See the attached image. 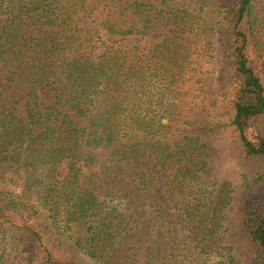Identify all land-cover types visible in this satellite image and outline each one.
<instances>
[{"label":"trees","instance_id":"1","mask_svg":"<svg viewBox=\"0 0 264 264\" xmlns=\"http://www.w3.org/2000/svg\"><path fill=\"white\" fill-rule=\"evenodd\" d=\"M208 2L0 0V264H264V0Z\"/></svg>","mask_w":264,"mask_h":264},{"label":"rangeland","instance_id":"2","mask_svg":"<svg viewBox=\"0 0 264 264\" xmlns=\"http://www.w3.org/2000/svg\"><path fill=\"white\" fill-rule=\"evenodd\" d=\"M95 2H104L106 0H88V3H94ZM186 3H189L191 8H194V9H199V19L205 23V25L207 27H210V31H213V25L216 23L217 21V16H216V12H215V9L213 8V5L208 2V0H204V5H200L198 0H193L192 2H190V0H186ZM92 10V9H91ZM89 10V11H91ZM90 12L87 13V15L89 14ZM88 24V21L86 20L85 17H82L80 18V23H79V26L80 27H85L86 25ZM169 35V30H166L164 31L163 33H159L157 34L156 36L154 37H151L149 38L148 40L146 41H137L139 39H132V38H129L125 41H121L120 44L121 45H130V46H134L136 44H142V45H145L146 43H150V44H157V43H161L163 41V39ZM101 36L103 39H108V37L101 33ZM211 41H212V45H213V49L209 52V55H211V59H213L214 57V60H207L208 62H211V64L214 63V70L219 72L220 71V68L218 66V62L216 60V43H215V38L214 36H212L211 38H209ZM112 41L114 40H119V39H111ZM202 98H203V95H201V97L199 98V102L202 101ZM204 110V111H203ZM219 111V108H217L215 110V108H213L212 110L210 109V107H206L205 109H200L198 112L199 113H204L203 115H206L207 116V119L208 121L210 122V125L212 127H215V125H220L225 121V118L223 117H219L220 115V112ZM166 123V122H165ZM217 133H218V140L219 142H224L225 140L228 139V135L224 133L223 130L221 129H217ZM239 167L237 166V163L235 161H228L224 167L221 169V182L224 180V179H228L230 182H233V181H237L238 180V176H239ZM161 192L160 194H158V198L160 199V201L171 211L172 209V204L171 202L169 201V195H168V191L161 188L160 185L157 186V189H155V192ZM181 237H185L184 233L180 235V238ZM208 264H212V262H209Z\"/></svg>","mask_w":264,"mask_h":264}]
</instances>
